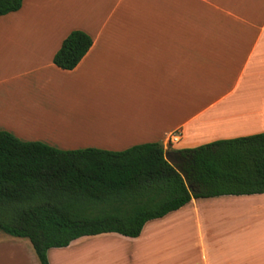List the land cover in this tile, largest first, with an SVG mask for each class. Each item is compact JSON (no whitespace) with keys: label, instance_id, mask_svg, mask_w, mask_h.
Wrapping results in <instances>:
<instances>
[{"label":"crops","instance_id":"1","mask_svg":"<svg viewBox=\"0 0 264 264\" xmlns=\"http://www.w3.org/2000/svg\"><path fill=\"white\" fill-rule=\"evenodd\" d=\"M73 30L92 45L66 70L53 57ZM66 129L79 137L55 135ZM0 130L60 149L160 142L180 156L264 132V0H22L0 15ZM10 244L18 261L0 264H40L29 241ZM47 259L264 264V192L192 197L135 237L82 235Z\"/></svg>","mask_w":264,"mask_h":264},{"label":"trees","instance_id":"2","mask_svg":"<svg viewBox=\"0 0 264 264\" xmlns=\"http://www.w3.org/2000/svg\"><path fill=\"white\" fill-rule=\"evenodd\" d=\"M21 4L0 0V15ZM91 45L88 34L73 30L53 62L73 69ZM165 151L160 142L61 150L0 130V231L27 239L40 264H49L51 247L100 232L135 237L146 221L192 197L264 192V132L182 150L178 164Z\"/></svg>","mask_w":264,"mask_h":264},{"label":"rangeland","instance_id":"3","mask_svg":"<svg viewBox=\"0 0 264 264\" xmlns=\"http://www.w3.org/2000/svg\"><path fill=\"white\" fill-rule=\"evenodd\" d=\"M75 126H77L76 124H74ZM71 130L70 129H66V130H60L58 132H55V135H61L60 137H65V138H75V137H79L77 134H71ZM81 133V132H80ZM59 137V136H58ZM54 147V146H53ZM58 148V147H55ZM60 149V148H58ZM78 149H82V148H78ZM61 150H73V149H61ZM1 239H0V262H14V261H18V256L16 253V250H13L11 247V244L9 245V243H18L19 241H24L27 239L24 238H17V237H12L3 233H0ZM28 242V240H27ZM20 244H24V243H20ZM15 249V248H14ZM23 256H21L22 258Z\"/></svg>","mask_w":264,"mask_h":264},{"label":"built area","instance_id":"4","mask_svg":"<svg viewBox=\"0 0 264 264\" xmlns=\"http://www.w3.org/2000/svg\"><path fill=\"white\" fill-rule=\"evenodd\" d=\"M180 132L179 131H173V132H170L168 135H167V145L170 146L172 144H175L179 141L180 139Z\"/></svg>","mask_w":264,"mask_h":264},{"label":"water","instance_id":"5","mask_svg":"<svg viewBox=\"0 0 264 264\" xmlns=\"http://www.w3.org/2000/svg\"><path fill=\"white\" fill-rule=\"evenodd\" d=\"M176 153H178V152L166 150L164 152V155H165L166 159L169 160L172 163V161L170 160V158H172V160H174L173 159V156L176 155ZM189 187L191 188V185H189Z\"/></svg>","mask_w":264,"mask_h":264},{"label":"flooded vegetation","instance_id":"6","mask_svg":"<svg viewBox=\"0 0 264 264\" xmlns=\"http://www.w3.org/2000/svg\"><path fill=\"white\" fill-rule=\"evenodd\" d=\"M173 159L175 160V161H178V162H180V161H182V156H180V155H174L173 156Z\"/></svg>","mask_w":264,"mask_h":264}]
</instances>
